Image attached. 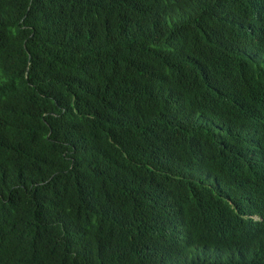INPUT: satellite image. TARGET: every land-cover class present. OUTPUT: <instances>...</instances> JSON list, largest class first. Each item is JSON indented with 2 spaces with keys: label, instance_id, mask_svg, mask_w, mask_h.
<instances>
[{
  "label": "trees",
  "instance_id": "16d2710c",
  "mask_svg": "<svg viewBox=\"0 0 264 264\" xmlns=\"http://www.w3.org/2000/svg\"><path fill=\"white\" fill-rule=\"evenodd\" d=\"M0 264H264V0H0Z\"/></svg>",
  "mask_w": 264,
  "mask_h": 264
},
{
  "label": "clouds",
  "instance_id": "9594fccd",
  "mask_svg": "<svg viewBox=\"0 0 264 264\" xmlns=\"http://www.w3.org/2000/svg\"><path fill=\"white\" fill-rule=\"evenodd\" d=\"M254 183V182H253ZM253 183L250 185V186H252L253 185Z\"/></svg>",
  "mask_w": 264,
  "mask_h": 264
}]
</instances>
